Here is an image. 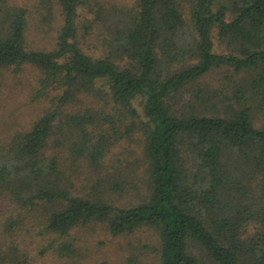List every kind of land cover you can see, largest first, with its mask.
I'll list each match as a JSON object with an SVG mask.
<instances>
[{"label": "trees", "instance_id": "obj_1", "mask_svg": "<svg viewBox=\"0 0 264 264\" xmlns=\"http://www.w3.org/2000/svg\"><path fill=\"white\" fill-rule=\"evenodd\" d=\"M85 6L120 16L98 56ZM27 66L48 105L0 142V264L75 258L100 227L155 233L153 264H264V0H0V77ZM125 136L128 175L107 161Z\"/></svg>", "mask_w": 264, "mask_h": 264}, {"label": "rangeland", "instance_id": "obj_2", "mask_svg": "<svg viewBox=\"0 0 264 264\" xmlns=\"http://www.w3.org/2000/svg\"><path fill=\"white\" fill-rule=\"evenodd\" d=\"M20 1L28 6H32L38 0ZM91 1L109 4L113 2L126 3L130 0ZM80 11L82 15L81 20L86 22L85 25H88V23L90 25L87 29L85 27L81 29V46L93 56L103 54V51H106V40L103 37H108V33L106 34L105 32V24L111 21H115L116 23L120 16L117 14L111 15V20L109 15H106V19L97 21L93 18V11L87 6L81 7ZM33 39V46L47 43V41L43 42L44 38L41 36L40 39V35L38 34ZM35 40H39L40 42H36ZM38 73V70L27 66L21 75H14L11 71L7 70L0 77V142L10 140L9 137L15 129L21 128L24 130L28 128L32 124V121L38 117L42 109L45 108V105H48V100L46 99L40 98L35 100L32 98L33 94H31L30 88L33 87ZM212 79H218V77H213ZM212 83L215 84L217 81H212ZM125 138L111 145V152L107 161L118 169H120L119 167L123 168L124 174L128 175L129 170L134 173V169L142 165L140 155L141 145L133 136L132 138L125 136ZM92 173V171L91 173L87 172V174L83 172L81 177L83 183H86L89 179L87 184L91 186L92 183L95 186L96 180L94 178L92 182ZM129 184L133 186V188L128 187L133 193L142 187V184L136 188L134 187L135 183L130 182ZM93 191L105 195L111 193L103 188H94ZM126 200L125 198L124 201L126 202ZM22 237L27 238L25 233H22V236L20 235L18 239L21 240ZM75 240L82 248V251L75 258L70 257L66 260L63 257L46 254L43 257L41 256L43 259H34L32 264H66L69 261L72 263V260L79 261L81 264H93L100 260H107L110 264H153L157 258L156 244L158 238L155 233H151L147 228L138 229L132 234L117 236H112L108 232L106 233L101 227L96 229L88 228L84 229V231L82 230V233L79 235H76ZM26 244L33 245L28 239L26 240ZM206 264L209 263L207 262Z\"/></svg>", "mask_w": 264, "mask_h": 264}]
</instances>
